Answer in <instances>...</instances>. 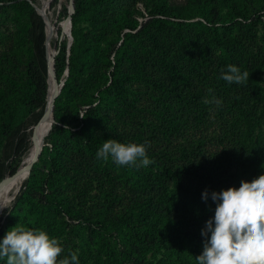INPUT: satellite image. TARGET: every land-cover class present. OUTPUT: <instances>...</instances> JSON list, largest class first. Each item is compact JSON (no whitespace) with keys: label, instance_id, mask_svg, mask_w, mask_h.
<instances>
[{"label":"trees","instance_id":"1","mask_svg":"<svg viewBox=\"0 0 264 264\" xmlns=\"http://www.w3.org/2000/svg\"><path fill=\"white\" fill-rule=\"evenodd\" d=\"M0 1H4L0 3L3 18L9 16L6 13L11 8L26 13L27 35H16L12 47L29 38L32 57L26 73L33 85V103L37 108L29 121L36 120L33 127L17 123L13 112L7 114L6 123L0 124L5 147L17 149L19 154L8 168L5 162L0 163L1 181L5 173L6 176L17 173L35 138L36 127L48 104L51 59L47 22L36 9V0H16L11 4H6L8 0ZM151 1L150 12L163 16H152L141 24L132 11L114 12L115 0H94L92 6L97 13L96 18L89 17L90 29L82 22L91 0H76L72 45L66 19L60 23L61 28L57 27L56 76L61 82L67 67L69 75L56 97L55 115L62 120L68 105L84 102L85 107L82 115L75 110L74 115L62 120L63 124L53 123L39 157L43 169L35 168L36 163L33 165L3 221L0 215V240L21 223L22 227L43 230L57 239L63 249L58 260L66 257L70 260V254L76 253L79 264H197L196 257L202 253L205 240L201 230L214 217L216 207L210 194L238 188L242 180L250 182L264 174V129L258 134L254 131L257 126L264 128V85L249 84L248 80L229 83L221 78L228 65L240 68L241 74L264 68V49L258 55L249 42L251 32L260 26L263 30L260 43L264 47V0ZM195 16L204 19L189 20ZM108 22L115 28L114 34H118L113 39L106 26ZM125 28L128 31L120 36ZM4 37L8 38L0 30V41ZM113 46L117 47L112 59ZM87 59L94 66L85 67ZM209 62L216 63L220 91L202 89L184 96L180 90L183 82L194 74L204 75ZM86 71L90 72L89 79L82 75ZM93 77L100 78L98 83L91 82ZM95 84L100 88L98 98L92 97L94 92L90 93ZM142 84L161 88L166 95L151 111L155 113L148 121L151 135L132 133V141L144 142L153 163L133 165L142 169L147 183L136 180L138 193L134 200L126 211H116L117 172L112 168L116 163L111 158L98 159L96 153L108 139L127 144L123 135L128 131L123 125L132 124L148 110L141 107L147 97L141 91ZM16 88L4 97L1 95L0 106L9 104ZM168 90L175 91L171 99ZM190 97L189 106L181 107L185 114L191 110L198 121L210 106L214 110L227 109L232 115L242 113L240 119L249 126L243 134H254L250 137L255 142L252 150L246 149L234 162L228 155L209 161L202 155L201 141L160 148V142L171 143L181 135L185 115L179 116L175 107ZM213 98L221 101L219 106L215 102L205 103ZM97 99L100 101L96 103ZM55 134L57 139L53 137ZM85 182L108 184L106 188L100 187L103 206L95 203V209L91 210L94 214L83 208L84 202H91L84 196ZM205 190L209 192L207 201L202 199ZM115 231L120 234L121 247L113 240L117 238ZM0 264H7L6 258L0 259Z\"/></svg>","mask_w":264,"mask_h":264},{"label":"rangeland","instance_id":"2","mask_svg":"<svg viewBox=\"0 0 264 264\" xmlns=\"http://www.w3.org/2000/svg\"><path fill=\"white\" fill-rule=\"evenodd\" d=\"M94 0H91L90 5L86 6V19L82 22V25L85 27H90L92 29V25L89 21V17L96 18V11L93 9L92 3ZM116 5L112 8L114 12L122 11V13H127V11H132L134 13V16L136 19L139 20L141 24L146 22L148 18L152 16H163L162 14H152L150 12L152 1L151 0H115ZM174 1V0H172ZM180 1V0H178ZM16 0H8L6 1V4L15 3ZM30 2V1H29ZM55 2V4H54ZM0 3H4V1H0ZM37 6V0L34 2ZM54 4V5H53ZM96 7H99L97 4ZM51 8L54 11V21H55V36L53 43L56 44L57 42V27H60V23L69 17L70 11H71V0H54ZM75 9L72 13V15L75 13ZM254 14V13H253ZM6 15H9L7 18H3L0 16V30L5 32V35L8 36L4 37L0 41V97L1 95L4 97L5 93L8 91L13 90L15 87V93L13 94V97H11L8 100V105L0 106V124L3 125V123H6L8 121L7 114L15 113L16 115V122L17 123H29V121L32 119V114L37 111V108L35 104L33 103V85L30 83L28 75L26 73L27 71V65L32 57V49H31V43L29 41V38H27V41H21L19 44H17L15 47H12L13 40L15 39V36H21L27 35L26 28L24 26V21L26 17V13L23 10H16L14 8L9 9V12L6 13ZM173 18H178L176 16H173ZM197 19H204L202 16H195L190 18L189 20H197ZM237 19V18H236ZM108 32L110 33L112 39L118 36V34H114V27L111 23L106 24ZM72 27H73V20H72ZM128 31V28H125L120 33V36H123L124 32ZM73 34V32H72ZM263 34L262 27H256L254 28V31L251 32V38L249 39L250 44L255 47L254 50L257 52L258 55H262V51L264 47L262 46L261 42V36ZM74 37V35H73ZM119 44V43H118ZM117 46H113L111 52V58L113 59L115 49ZM149 50H151V47L149 46ZM7 56L10 59V63L8 62ZM4 57V58H3ZM85 67H89V65H93V61L91 59H88L85 61ZM209 67L206 69L204 75H193L191 78L187 79L183 82L180 90L183 91L184 96L190 94H195L197 92H200L202 89L205 90H212L215 92L220 91L221 89V79L218 76V72L216 70V63L209 62ZM94 66V65H93ZM89 71H86L83 73V77L86 79H89ZM92 74V73H91ZM99 77H93L91 82L99 81ZM48 82V81H47ZM249 84H258L264 85V68L261 70H258L256 72H251L249 74L248 79ZM64 86V85H63ZM97 84L92 86L91 94L94 92L93 98L100 95V88L96 87ZM141 91L147 95V97L142 101L141 107L142 109H147L146 112H142V114L130 125H123L128 131V134L123 135L125 138V142L127 141V144L130 143H137V144H143V141H137L133 140L132 133H138L143 136L151 135V130L148 126V121H150L155 113L151 112L154 104H159L160 98H166V95L161 88L156 87H147V85L142 84L140 85ZM63 88V87H62ZM179 90V91H180ZM62 91V89H61ZM173 93L175 91L168 90V96L171 99ZM47 97V95H46ZM91 97V98H92ZM46 99V98H45ZM100 100L97 99L95 102H99ZM191 103V97L188 99L187 102H180L175 107V110L178 112L179 116H183L184 120L181 124V135L179 137H175L174 140H171V143L167 142H160V148H166V144L171 145H179V144H185L186 146H189L190 143L197 144L200 141L203 143V157L208 159L209 161H212L213 159L219 160L220 157H225L228 155L227 158H229L232 161L239 160L242 155L245 153L246 149L252 150L254 141L251 140L250 137H254V134L247 133L243 134L246 129L249 128V126L241 120L240 118L243 116L242 113H238L236 115H232V113L227 109H221V110H214L211 106L209 107V110L205 112L202 116H200V121L196 120L194 118V114L191 112V110H188L189 114L184 113V109H182L181 105L185 104L189 106ZM67 114L65 116H62V120L64 121L66 116L68 115H74L75 110H78L79 114H83L82 108L85 107L84 102L77 103V106L74 105H68ZM107 107H105L106 109ZM55 116V122L57 121L58 124H63L62 120L60 118H57L54 112ZM44 118V115H43ZM37 119V118H36ZM36 121V120H35ZM35 121L33 123H29V126L34 125ZM142 125V123H144ZM4 127V126H2ZM53 127V126H52ZM264 128L261 126H257L254 128V131L256 134L261 133V131ZM52 130V128H51ZM50 130V131H51ZM125 130V131H126ZM39 134V132L36 134V136ZM2 134L0 133V163L5 162V165L7 166L9 160H11V165L13 163V160L17 158L19 154H16L15 151H11L10 147H5V140ZM50 135V132L49 134ZM48 135L46 137H48ZM35 136V137H36ZM224 136V137H223ZM52 137V134H51ZM54 138H58L57 134L53 135ZM223 137V138H222ZM123 139V138H122ZM255 140V138H254ZM50 143V142H49ZM48 143V144H49ZM163 143V144H162ZM226 146V147H225ZM172 147V146H171ZM50 148L52 146L50 145ZM159 148V149H160ZM227 148V151L225 152V149ZM221 152V155L219 154ZM229 162V161H228ZM36 163V164H35ZM35 168L37 169H43L44 163L40 162V160H37L35 162ZM10 165V166H11ZM113 169H116V181L117 186L116 193L118 194L119 198L115 200V209L116 211H126L128 206H130L131 200H134L135 195L138 193L137 188V182L136 180H142L147 183V176L143 173L141 168L136 169L133 165H126V166H118L117 164L112 166ZM8 176V175H7ZM6 176V177H7ZM5 177V178H6ZM4 178V179H5ZM3 179V180H4ZM2 181V180H1ZM0 181V183H1ZM144 182L142 186H144ZM85 187L86 192L84 196L87 198L88 201L91 202H84L83 208L88 212V214H94L92 209H95V205L98 203L99 207H102L101 204L103 201H100V193L103 185H105L104 188L108 186L107 183H104L101 185L96 184H90L88 182H85L83 186ZM125 196V197H124ZM15 200L7 206L5 211L0 214L2 215V221L5 219V217L8 215L9 211L14 205ZM96 203V204H95ZM102 205V206H101ZM1 224V223H0ZM17 226H22L21 223H18ZM114 231V230H112ZM114 235L117 236V238H113L114 242L117 243L119 247L118 242L122 244L120 234L118 231H115ZM120 238V239H119Z\"/></svg>","mask_w":264,"mask_h":264},{"label":"clouds","instance_id":"3","mask_svg":"<svg viewBox=\"0 0 264 264\" xmlns=\"http://www.w3.org/2000/svg\"><path fill=\"white\" fill-rule=\"evenodd\" d=\"M221 78L229 83H242L249 79L247 71L228 65ZM220 100H206L205 103ZM83 118V117H81ZM98 159L109 158L118 166H147L151 161L143 144H124L114 139L106 140L96 153ZM211 200L216 203L214 217L206 222L201 235L205 237L197 264H264V174L253 180H242L240 186L213 191ZM209 192L202 193L207 201ZM210 234V235H209ZM63 251L55 238L43 230L22 226L12 227L0 240V259L7 264H79L76 253L58 260Z\"/></svg>","mask_w":264,"mask_h":264},{"label":"bare ground","instance_id":"4","mask_svg":"<svg viewBox=\"0 0 264 264\" xmlns=\"http://www.w3.org/2000/svg\"><path fill=\"white\" fill-rule=\"evenodd\" d=\"M34 5H36L34 3ZM52 0H37V11L44 17L47 22V46L49 48L48 55L50 54L51 64H50V72H49V95H48V104L46 106L44 112V118L40 120L36 127V136L31 143L29 149L23 156L22 164L14 175H8L3 181L2 185L0 186V214H2L7 206L11 204L15 199L17 194L20 192L18 191L20 186L24 184L26 181L27 175L31 173L29 169L30 166H33L34 162H36L37 157L44 146L46 144L45 138L49 134L48 133V125L49 119L55 118L54 116V107L56 97L60 94V86L62 82L56 78L55 75V54L57 53L56 44L53 43L54 36H55V21H54V11L51 8ZM66 28L69 32L70 37V44L72 42V34H71V26L70 24L65 22ZM56 37V36H55ZM35 160V161H34Z\"/></svg>","mask_w":264,"mask_h":264},{"label":"water","instance_id":"5","mask_svg":"<svg viewBox=\"0 0 264 264\" xmlns=\"http://www.w3.org/2000/svg\"><path fill=\"white\" fill-rule=\"evenodd\" d=\"M30 1V0H29ZM75 6H76V0H71V11H70V14H69V17L66 19V21H67V23L68 24H70V26H71V34H72V13H73V11H74V9H75ZM45 21V20H44ZM73 39H74V37H73V34H72V43H73ZM59 45H61V42H59ZM72 45V44H71ZM60 50V49H59ZM68 52H69V54H70V47L68 46ZM55 75H56V69H55ZM68 75H69V68L67 67V69H66V71H65V73H64V75H63V77H62V79H61V82H62V84H61V86H60V92H61V89H62V87H63V85H64V83H65V81H66V79H67V77H68ZM56 78H57V76H56ZM47 81H48V77H47ZM49 91H50V89H49V81H48V91H47V96L49 95ZM47 98V97H46ZM55 122V118H50L49 119V125H48V133L50 132V130H51V128H52V125H53V123ZM43 150V149H42ZM42 152V151H41ZM41 154V153H40ZM40 154L38 155V157H37V159H39V157H40ZM35 161V160H34ZM35 163V162H34ZM33 163V164H34ZM11 165V160H9V162H8V164H7V168L9 167ZM32 167L33 166H30V170L32 169ZM7 168H6V170H7ZM5 176H6V173H5ZM5 176H4V178H5ZM29 176H30V174H28L27 175V178H26V181L28 180V178H29ZM3 178V179H4ZM3 179H2V181H3ZM2 181H1V183H0V186L2 185ZM25 181V182H26ZM24 182V183H25ZM23 185L24 184H22L21 186H20V188H19V190L18 191H20L21 190V188L23 187Z\"/></svg>","mask_w":264,"mask_h":264}]
</instances>
